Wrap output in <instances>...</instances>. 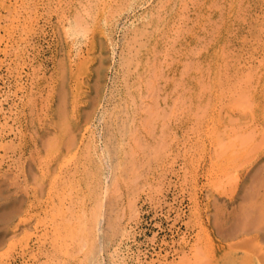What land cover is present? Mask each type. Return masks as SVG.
I'll list each match as a JSON object with an SVG mask.
<instances>
[{"label": "rangeland", "instance_id": "374dc122", "mask_svg": "<svg viewBox=\"0 0 264 264\" xmlns=\"http://www.w3.org/2000/svg\"><path fill=\"white\" fill-rule=\"evenodd\" d=\"M65 1L66 3H64ZM112 1L106 0L105 4V0H92L89 6L88 3L86 4V0H0V264H77V252H75V248L72 251L69 248L70 243L75 246L77 242L72 243L75 241L69 236L67 239L69 246L59 249L56 244L58 245L62 241L60 238H63L64 235H70L73 231L75 234L80 227L88 228L91 212L96 215L98 211L99 200L109 197H113L116 201L112 200L116 203L115 206V203L112 202V205L114 204L112 210L119 216L115 220L111 219L114 215L113 211L111 212V207L106 205L103 209L105 220L102 218V222L98 223L96 234L98 236L101 232L103 237L106 236L107 244H110L108 251L114 249L117 251L118 260L115 264H205L206 262V264L209 262L212 264L213 262H216L214 264H247L249 261H252L249 264H264V220L260 223L263 227L260 224L255 227L248 223L249 218H252L251 215L254 217L253 213L250 211L247 215L242 214L243 207H245V205L243 206L244 202L247 206L255 202L256 194L253 193L259 195L258 193L262 192V196L259 195V197L264 196V0H200V3L199 0H183V3L182 0H180L181 2L169 0L166 9L159 12L161 16L159 20L155 19L156 15L151 13L157 10V5L166 3L165 0H161V2L160 0ZM209 3L215 8L214 6L211 8ZM237 4L239 5L237 6ZM77 5L82 6L78 8ZM86 5L93 9L89 12L93 11V14H96L95 18L93 14L91 17V14L87 13ZM109 9L110 11H108ZM111 11L115 12L111 14ZM106 12L108 13L106 14ZM79 15H86L83 18L86 25L81 20V23L79 22ZM173 21L174 24H172ZM79 23L80 25L83 23L81 27L78 26ZM160 25H163L162 28ZM210 37L211 39H209ZM138 41L139 45H137ZM73 42L78 44L75 45ZM152 42L163 43L168 58L163 53L164 51L152 58V62L160 66L159 72L164 69L156 78H152L151 75L152 81L156 79L154 82L158 91L157 95L150 98L147 96L148 91L144 90L143 86L138 87L139 90H133L134 93L129 88L136 82L140 68L136 66H138L139 60H142L135 54L139 53L138 50L143 48L141 46L144 43L150 45ZM80 49L81 51H78ZM188 50L189 52H186ZM134 51L135 54H133ZM143 55L145 58L147 54ZM196 59L199 61L197 62ZM189 62L192 68H189ZM121 63L123 66L120 65ZM132 68L135 71H132ZM217 69L221 71L219 74L216 72ZM182 70H187V75ZM190 76L193 77L190 78ZM236 78L239 81H236ZM243 79H247V82ZM236 87L237 90L239 89L238 91L235 89ZM202 88L203 90H201ZM245 91L250 93V98ZM127 93L128 96H133L132 98L137 100V104L144 109L142 112L145 113L138 114L139 116L135 115L133 124L126 120L125 111L127 113L126 109L133 102L132 98H127ZM238 93L241 96H237ZM197 95L198 98L201 96V99H198L200 101L197 100ZM168 96L170 97L168 98ZM183 96L187 98L185 99ZM154 98L157 99L159 107L154 103ZM232 99L234 101H231ZM138 100L142 102L140 103ZM148 100L154 102L151 103ZM182 101L183 104H181ZM55 103L57 104L55 105ZM154 104L156 107L153 108L163 112L160 117L153 119L155 122L152 123L154 124L148 126L146 121L151 117L148 108ZM57 105L61 109H56ZM117 106L123 108L118 109ZM124 108L126 109L124 110ZM121 111L123 112L119 113ZM28 112L30 113L28 114ZM177 112L182 114L178 115ZM168 114H172V117ZM168 116L171 118L166 120ZM63 117L65 118L62 120ZM128 117L130 116L128 115ZM246 118L248 119L246 120ZM59 120L62 121L61 124ZM218 121L219 123H217ZM139 122L146 125L139 126ZM123 125H126L124 133L130 130L133 133L137 132L138 136L128 133L121 139L118 138L116 132L119 133V130H123ZM66 126L69 128L65 129ZM120 126L123 128L120 129ZM250 127L256 128L257 132L254 131L253 137L250 136L253 140L249 143V140L245 138L244 130ZM221 128L223 130H220ZM144 129L152 131L146 132ZM142 134L143 137H141ZM119 140H122L125 149L128 148L131 151L127 156H125V152L124 155L116 152ZM125 140L126 142H124ZM230 141L236 143L242 141V146L245 144L246 147V142H248L249 146L248 148L240 147L241 150L237 149L233 153L229 149ZM91 142L92 144H90ZM252 143L254 145H251ZM92 146L93 148H91ZM106 149L109 151L107 152ZM107 153L111 155L108 156ZM125 157L126 160L129 157L128 160L122 161ZM147 161L148 163H146ZM94 163H100L101 166ZM113 165L114 168L116 167L115 170ZM51 168H53V172ZM213 172L215 173L213 174ZM231 172H234L233 176ZM222 173L223 175H221ZM230 173L231 175H229ZM121 176L123 178H120ZM234 176L237 177L236 181ZM248 177L250 178L248 179ZM110 178L114 179L111 183ZM113 181L118 183V187H116L117 183ZM105 186L110 188L107 190L108 193H103ZM125 186L126 188H124ZM119 194H122V197ZM250 196H253L254 202L250 200L252 198ZM244 199H248V201ZM81 200L82 206L78 203ZM134 201L135 203H133ZM58 206H62L60 209L63 210H58ZM79 208L82 209L81 212ZM87 208L90 215L86 213ZM119 208L120 211L117 210ZM71 210L75 213L72 216ZM83 210L85 222L82 219ZM61 211L68 212L65 213L67 216ZM76 214L79 219L80 216L82 217L84 223L87 222L86 225L83 224L84 227L82 221L81 226L80 222L73 221L77 217ZM198 214L203 218L208 216V219L211 220L210 222L202 220L203 231L199 224L201 218L198 217ZM113 220L114 224L111 222ZM66 221L68 224L65 223ZM108 222L112 225H108ZM76 224L80 226L78 229ZM240 224H243L241 226L245 225L249 232L242 228L234 236L231 234L230 238H222L224 233L228 234L231 229L232 232L234 226H240ZM257 227H261L262 230L260 237H256V233L252 231ZM69 229L72 231L70 232ZM75 229L77 230L75 231ZM204 232L210 233L215 245L212 246L213 249L209 248L208 254L204 252L207 253V249L201 250L203 237L206 235ZM53 236L56 238L55 241L52 239ZM244 236L245 241L248 240L249 244H246L247 241H243ZM253 236L254 240L252 239V241L250 238ZM184 239L186 243L183 245L185 249L187 248L186 250L181 245ZM239 240L243 244L240 242L241 245H238ZM56 241L58 242L54 246ZM101 241L102 237L99 242ZM187 246L190 248L188 249ZM87 247L88 245L84 246L82 251H87ZM67 249L70 250L67 251ZM64 252L75 254H72L74 257L70 255L71 258H68L69 254L66 256ZM81 253L80 251L77 254L80 258H82ZM210 253H214L215 258H211L212 254L210 255ZM106 254L105 250L103 253L101 252L103 255L102 264H109ZM186 258L187 260H185ZM200 259H203L202 262Z\"/></svg>", "mask_w": 264, "mask_h": 264}, {"label": "bare ground", "instance_id": "6f19581e", "mask_svg": "<svg viewBox=\"0 0 264 264\" xmlns=\"http://www.w3.org/2000/svg\"><path fill=\"white\" fill-rule=\"evenodd\" d=\"M79 1V0H78ZM112 1V0H111ZM147 1V0H146ZM158 1V0H157ZM180 1V0H179ZM185 1V0H184ZM188 1V0H187ZM192 1V0H191ZM213 1V0H212ZM222 1V0H221ZM240 1V0H239ZM242 1V0H241ZM92 2V0H86V4L88 3V5L90 4ZM103 2V1H102ZM113 2V1H112ZM111 2V3H112ZM124 2V1H123ZM127 2V1H126ZM160 2H161V0H160ZM159 2V3H160ZM165 2L166 3H164L163 2V4H160L159 6L157 5V10L156 11H154L153 13H151V14H154V15H156V16H154L155 17V19H157V20H159L160 18H161V16L159 15V12L161 11V10H164V9H166V6H167V4H169V3H167V2H169V0H165ZM181 2V1H180ZM179 2V3H180ZM199 3H200V0L198 1ZM64 3H66V1L64 2ZM75 3H76V1H75ZM110 3V2H109ZM108 3V4H109ZM120 3V2H119ZM118 3V4H119ZM121 3H122V1H121ZM145 3V2H144ZM173 3V2H172ZM182 3H183V0H182ZM193 3H194V1H193ZM198 3V4H199ZM213 3H215V2H213ZM241 3V2H240ZM78 4V3H77ZM102 4V3H101ZM105 4H106V0H105ZM107 4V5H108ZM149 4V3H148ZM197 4V5H198ZM211 3H209L208 5H210ZM246 4V3H245ZM88 5H86V7H88L87 9H86V7H85V9L87 10V13H89V14H91V17H92V14H93V11H91V12H89V10H91L92 8L91 7H89ZM107 5H106V7H107ZM150 5V4H149ZM173 5V4H172ZM183 5V4H182ZM222 5V4H221ZM220 5V6H221ZM239 4H237V6H238ZM80 6H82V5H80ZM80 6L79 5H77V7L78 8H80ZM102 6V5H101ZM195 6V5H194ZM211 6V8H213V6L212 5H210ZM245 6V5H244ZM83 7H84V5H83ZM105 7V8H106ZM155 7V6H154ZM173 7H174V5H173ZM192 7V6H191ZM206 7H207V5H206ZM222 7V6H221ZM227 7V6H226ZM110 8V7H109ZM120 8V7H119ZM161 8V9H160ZM214 8H215V6H214ZM229 8V7H228ZM81 9H83V8H81ZM108 9V8H107ZM178 9V8H177ZM208 9H209V11H210V8H209V6H208ZM230 9V8H229ZM18 10V9H17ZM66 10V9H65ZM80 10V9H79ZM84 10V9H83ZM93 10V9H92ZM217 10V9H216ZM238 10V9H237ZM82 11V10H81ZM101 11H102V9H101ZM106 11V10H105ZM108 11H110V9L108 10ZM113 11V10H112ZM111 11V14H113L114 12H112ZM184 11V10H183ZM226 11H227V9H226ZM230 11H231V9H230ZM83 12V11H82ZM164 12V11H163ZM79 13V12H78ZM108 12H106V14H107ZM110 13V12H109ZM219 14H220V12H218ZM229 13V12H228ZM76 14H77V12H76ZM83 14V13H82ZM103 14V13H102ZM148 14H150V13H148ZM166 14V13H165ZM237 14V13H236ZM244 14V13H243ZM246 14V13H245ZM19 15H20V13H19ZM75 15V14H74ZM94 16V18H95V15L96 14H93ZM105 15V14H104ZM103 15V16H104ZM184 15V14H183ZM13 16V15H12ZM64 16V15H63ZM84 16L86 17V15H79V17H78V20H79V22H80V20L82 21V22H84V25H86L85 23V20L83 21V18H84ZM87 16H88V14H87ZM153 16V15H152ZM151 16V17H152ZM163 16H164V14H163ZM208 16V15H207ZM211 16V15H210ZM141 17H142V15H141ZM149 17H150V15H149ZM177 17H180V16H177ZM176 17V18H177ZM188 17V16H187ZM186 17V18H187ZM219 17V16H218ZM8 18V17H7ZM64 18V17H63ZM76 18V17H75ZM93 18V19H94ZM105 18V17H104ZM108 18V17H107ZM175 18V19H176ZM208 18V17H207ZM241 18V17H240ZM4 19V18H3ZM174 19V20H175ZM179 19V18H178ZM184 19V18H183ZM190 19V18H189ZM217 19V18H216ZM219 19V18H218ZM12 20V19H11ZM145 20V19H144ZM147 20V19H146ZM196 20V19H195ZM208 21H209V19H208ZM221 21V20H220ZM241 21H242V19H241ZM172 22V21H171ZM178 22V21H177ZM192 22H194V21H192ZM203 22V21H202ZM211 22H214V21H211ZM243 22V21H242ZM81 23V22H80ZM80 23L78 24V26L79 27H81L82 26V24L80 25ZM157 23V22H156ZM179 23V22H178ZM195 23H197V22H195ZM109 24V23H108ZM147 24V23H146ZM171 24V23H170ZM169 24V25H170ZM172 24H174V21H173V23ZM216 24V23H215ZM83 25V26H84ZM104 25V24H103ZM155 25V24H154ZM217 25H219V24H217ZM161 27L160 28H162V26L163 25H160ZM86 27V26H85ZM169 27V26H168ZM177 27V26H176ZM190 27V26H189ZM201 27V26H200ZM202 27H203V25H202ZM202 27H201V29H202ZM215 27H216V25H215ZM220 27V26H219ZM218 28V27H217ZM7 29V28H6ZM85 29V28H84ZM134 29V28H133ZM140 29V28H139ZM155 29H156V26H155ZM158 29H159V27H158ZM166 29H167V27H166ZM171 29V28H170ZM179 29V28H178ZM183 29V28H182ZM189 29V28H188ZM200 29V30H201ZM203 29H204V27H203ZM86 30V29H85ZM84 30V31H85ZM171 30H173V29H171ZM145 31H147V30H145ZM156 31V30H155ZM175 31V30H174ZM179 31V30H178ZM182 31V30H181ZM7 32V31H6ZM150 32V31H149ZM157 32V31H156ZM165 32V31H164ZM173 32V31H172ZM186 32V31H185ZM207 32V31H206ZM132 33V32H131ZM160 33V32H159ZM191 33V32H190ZM133 34V33H132ZM134 34H135V32H134ZM208 34H210V32H208ZM104 35V34H103ZM175 35H176V33H175ZM174 35V36H175ZM195 35V34H194ZM82 37H84V35H81ZM141 37H142V35H140ZM161 36H162V34H161ZM165 36H166V34H165ZM136 37V36H135ZM141 37H140V39H141ZM145 37V36H144ZM172 37V36H171ZM197 37V36H196ZM212 37V36H211ZM211 37L209 38V39H211ZM134 38V37H133ZM158 38V37H157ZM162 38V37H161ZM166 38V37H165ZM173 38V37H172ZM178 38V37H177ZM198 39H199V37H197ZM135 39V38H134ZM144 39V38H143ZM167 39H169V38H167ZM166 39V40H167ZM207 39V38H206ZM213 39V38H212ZM87 40V39H86ZM121 40V39H120ZM161 40H163V39H161ZM203 40V39H202ZM99 41V40H98ZM98 41H97V43H98ZM129 41H130V39H129ZM128 41V42H129ZM155 41V40H154ZM204 41V40H203ZM75 42H77V41H75ZM75 42H73V43H75ZM120 42V41H119ZM139 42V41H138ZM198 42V41H197ZM81 43V42H80ZM79 43V44H80ZM165 43V42H164ZM205 43V42H204ZM76 44H78V43H75V45ZM100 44V43H99ZM125 44H127V43H125ZM130 44V43H129ZM140 44V42L137 44V45H139ZM174 44V43H173ZM203 44V43H202ZM86 45V44H85ZM111 45V44H110ZM143 45V44H142ZM168 45V44H167ZM166 45V46H167ZM171 45V44H170ZM204 45V44H203ZM206 45V44H205ZM128 46V45H127ZM134 47V46H133ZM141 47H143V48H141V49H139L138 51H139V53H137V54H135V51L133 52V54H135V55H138L139 57H140V59H142V60H139L140 62H138L137 64H138V66H136V67H140L139 68V72H138V74H137V76H136V82H135V84L131 87V88H129L130 90H132V92L134 93V91L133 90H137L138 89V87H141V86H143L144 87V90H146V91H148L147 92V96L148 97H150V98H153L155 95H157V91H158V87L156 86V83L154 82L156 79H153V81H152V79H151V75H152V78L154 77V78H156L157 76H158V74L160 73V72H162L163 71V69H162V71H160L159 72V67L160 66H158L155 62H152L153 60H152V58H154V57H156L157 55H159V53H161L162 51H164L163 53H165V55H166V48H165V45H163V43H159V42H152V44H150V45H147V44H145L144 43V45L143 46H141ZM189 47V46H188ZM219 47H220V45H219ZM218 47V48H219ZM86 48V47H85ZM131 48V47H130ZM135 48V47H134ZM190 48V47H189ZM198 48V47H197ZM202 48V47H201ZM79 49V48H78ZM133 49V48H132ZM136 49V48H135ZM178 49V48H177ZM206 49V48H205ZM76 50V49H75ZM125 50V49H124ZM168 50V49H167ZM172 50V49H171ZM175 50V49H174ZM197 50V49H196ZM78 51H81V49L80 50H78ZM113 51V50H112ZM127 51V50H126ZM137 51V50H136ZM166 51V52H165ZM175 51H177V50H175ZM191 51V50H190ZM203 51V50H202ZM220 52H223V51H221V50H219ZM228 51V50H227ZM77 52V51H76ZM169 52H171V51H169ZM180 52H182V51H180ZM186 52H189V50L188 51H186ZM219 52V53H220ZM191 53V52H190ZM218 53V54H219ZM79 54V53H78ZM80 54H81V52H80ZM108 54V53H107ZM130 54V53H129ZM140 54V55H139ZM143 54H147L148 56H150V57H148L147 55V58H146V56H145V58H143L144 57V55ZM176 54H177V52H176ZM178 54H179V52H178ZM165 55H163V57H165ZM175 55V54H174ZM189 55H191V54H189ZM225 55H226V52H225ZM102 56V55H101ZM107 56V55H106ZM168 55H166V58H168L167 57ZM170 57H171V55H169ZM181 56V55H180ZM221 56H222V54H221ZM131 57V56H130ZM185 57V56H184ZM193 57H194V55H193ZM224 57V56H223ZM101 58V57H100ZM134 58H135V56H134ZM133 58V59H134ZM222 58V57H221ZM225 58V57H224ZM229 58V57H228ZM150 59V60H149ZM171 59V58H170ZM173 59V58H172ZM174 59H176V58H174ZM178 59V58H177ZM201 60V59H200ZM236 60V59H235ZM165 61V60H164ZM183 61H184V59H183ZM192 61V60H191ZM196 61L198 62L199 60H197L196 59ZM223 61H224V59H223ZM222 61V65H223V62ZM227 61H228V59H227ZM134 62V61H133ZM136 62H137V60H136ZM136 62H134L135 64H136ZM193 62V61H192ZM203 62V61H202ZM132 63V62H131ZM158 63V62H157ZM167 63V62H166ZM211 63V62H210ZM60 64V63H59ZM159 64V63H158ZM185 64V63H184ZM197 64H199V63H197ZM216 64V63H215ZM218 64H220V63H218ZM120 65H122V63L120 64ZM128 65V63L126 64V66ZM189 65H190V62H189ZM188 65V66H189ZM195 65V64H194ZM193 65V66H194ZM206 65V64H205ZM102 66H106V65H102ZM101 66V67H102ZM123 66V65H122ZM134 66V67H135ZM217 66V65H216ZM219 66V65H218ZM224 66V65H223ZM222 66V67H223ZM239 66V65H238ZM129 67V66H128ZM135 67V68H136ZM146 67V68H145ZM168 67V66H167ZM197 67V66H196ZM199 67V66H198ZM197 67V68H198ZM201 67V66H200ZM206 67V66H205ZM204 67V68H205ZM220 67V66H219ZM39 68V67H38ZM62 68V67H61ZM120 68V67H119ZM123 68V67H122ZM127 68V67H126ZM189 68H192L191 67V65H190V67ZM195 68V67H194ZM206 68H208V67H206ZM65 69V68H64ZM99 69V68H98ZM121 69V68H120ZM124 69V68H123ZM129 69V68H128ZM213 69V68H212ZM225 69V68H224ZM63 70V69H62ZM127 70V69H126ZM132 71L134 70L135 71V69L134 68H132L131 69ZM188 70V69H187ZM186 70V71H187ZM195 70H196V68H195ZM204 70V72H206L205 71V69H203ZM207 70V69H206ZM64 71V70H63ZM183 71V70H182ZM186 71H183V72H185V74H186ZM199 71H200V69H199ZM198 71V72H199ZM210 71V70H209ZM225 71H226V69H225ZM232 71V70H231ZM20 72V71H19ZM39 72V71H38ZM38 72H36V73H38ZM145 73V75H143L144 73ZM197 72V71H196ZM216 72H218V74L221 72L219 69H217V71ZM63 73V72H62ZM61 73V74H62ZM150 74V75H147V74ZM174 73V72H173ZM178 73H180V72H178ZM215 73V72H214ZM224 73H226V72H224ZM105 74V73H104ZM127 74V73H126ZM181 74V73H180ZM252 74V73H251ZM255 74V73H254ZM259 74V73H258ZM18 75V74H17ZM60 75V74H59ZM124 75V74H123ZM162 75V74H161ZM160 75V76H161ZM183 75V74H182ZM187 75V74H186ZM201 75H205V74H201ZM209 75V74H208ZM211 75V74H210ZM222 75V74H221ZM233 75V74H232ZM16 76V75H15ZM37 76V75H36ZM126 76V75H125ZM128 76V75H127ZM130 76V75H129ZM128 76V77H129ZM172 76V75H171ZM185 76V75H184ZM200 76V75H199ZM207 76V75H206ZM216 76V75H215ZM219 76V75H218ZM217 76V78H218V80H219V77ZM224 77H225V74L223 75ZM39 77V76H38ZM167 77V76H166ZM175 77V76H174ZM179 77V76H178ZM177 77V78H178ZM193 76H190V78H192ZM198 77V76H197ZM244 77V76H243ZM247 77V76H246ZM169 78V77H168ZM172 78V77H171ZM181 78V77H180ZM205 79H206V77H204ZM203 78V79H204ZM216 78V77H215ZM227 78V77H226ZM225 78V79H226ZM229 78H231V79H233L232 77H229ZM228 78V79H229ZM258 78V77H257ZM35 79V78H34ZM162 79V78H161ZM196 79V78H195ZM203 79H201V80H203ZM222 79V78H221ZM224 79V80H225ZM18 80V79H17ZM97 80V79H96ZM163 80V79H162ZM174 80V79H173ZM198 80H199V77H198ZM200 80V81H201ZM209 80V79H208ZM227 80V79H226ZM241 80V79H240ZM244 80H246V82H247V79H243V81ZM178 81V80H177ZM180 81V80H179ZM206 81V80H205ZM211 81V80H210ZM216 81V80H215ZM236 81H239V80H237V78H236ZM242 81V82H243ZM182 82V81H181ZM184 82H185V80H184ZM207 82V81H206ZM217 82H221V81H217ZM224 82V81H223ZM245 82V83H246ZM249 83H250V80L248 81ZM258 82V81H257ZM167 83V82H166ZM174 83H175V80H174ZM208 83V82H207ZM212 83V82H211ZM213 83H215V82H213ZM229 83V82H228ZM236 83V82H235ZM244 83V82H243ZM248 83V84H249ZM19 84H20V82H19ZM163 84H164V82H163ZM198 84H199V82H198ZM45 85V84H44ZM43 85V86H44ZM125 85H126V83H125ZM205 85H206V83H205ZM216 85V84H215ZM220 85V84H219ZM230 85H231V83H230ZM21 86V85H20ZM99 86V85H98ZM128 86V85H127ZM160 86V85H159ZM199 86V85H198ZM203 86V85H202ZM208 86H209V84H208ZM212 86H213V84H212ZM211 86V87H212ZM228 86V85H227ZM251 86V85H250ZM59 87V86H58ZM62 87H63V85H62ZM201 87V86H200ZM204 87V86H203ZM210 87V86H209ZM216 87V86H215ZM235 87V86H234ZM245 87H246V85H245ZM256 87V86H255ZM187 88V87H186ZM199 88V87H198ZM206 88V87H205ZM240 88V87H239ZM59 89V88H58ZM64 89V88H63ZM128 89V90H129ZM160 89V88H159ZM172 89V88H171ZM184 89V88H183ZM188 89H189V87H188ZM223 89V88H222ZM227 89V88H226ZM236 90H237V87L235 88ZM247 89V88H246ZM252 89V88H251ZM65 90V89H64ZM124 90H125V88H124ZM139 90V89H138ZM173 90H175L174 88H173ZM190 90V89H189ZM201 90H203V88L201 89ZM207 90V89H206ZM205 90V91H206ZM239 90V89H238ZM237 90V91H238ZM241 90V89H240ZM152 91H153V93H152ZM170 91V90H169ZM192 91V90H191ZM198 91H199V89H198ZM220 91H221V89H220ZM233 91V90H232ZM231 91V92H232ZM235 91V90H234ZM233 91V92H234ZM247 91V90H246ZM245 91V93H247ZM38 92V91H37ZM58 92V91H57ZM127 92H129V91H127ZM138 92V91H137ZM143 92V91H142ZM156 92V93H155ZM161 92V91H160ZM173 92V91H172ZM184 92V91H183ZM183 92H181V93H183ZM190 92V91H189ZM204 92V91H203ZM203 92H201V93H203ZM223 92V91H222ZM41 93V92H40ZM139 93V92H138ZM152 93V94H151ZM177 93H179V92H177ZM196 93H198L199 94V92H196ZM227 93V92H226ZM237 93V92H236ZM244 93V94H245ZM60 94H62L61 92H60ZM63 94H64V92H63ZM145 94V93H144ZM172 94V93H171ZM171 94H169V95H171ZM180 94V93H179ZM188 94H190V93H188ZM207 94H209L208 92H207ZM215 94V93H214ZM247 94H249V97L248 98H250V93H247ZM34 95V94H33ZM98 95V94H97ZM154 95V96H153ZM210 95V94H209ZM223 95H224V93H223ZM227 95V94H226ZM239 95V93L237 94V96ZM252 95V94H251ZM96 96V95H95ZM132 96V95H131ZM139 96H140V94H139ZM139 96H138V98H139ZM164 96V95H163ZM162 96V97H163ZM187 96V95H186ZM203 96V95H202ZM212 96V95H211ZM215 96V95H214ZM220 96V95H219ZM236 96V95H235ZM239 96H241V95H239ZM42 97V96H41ZM65 97V96H64ZM125 97V96H124ZM129 97L130 96H128V93H127V98L129 99ZM133 97V96H132ZM132 97H130V98H132ZM170 96H168V98H169ZM173 97H176V96H173ZM172 97V98H173ZM184 97V96H183ZM208 97V96H207ZM206 97V99H208ZM40 98V97H39ZM66 98V97H65ZM126 98V97H125ZM150 98H149V100H150ZM177 98V97H176ZM175 98V99H176ZM182 98V97H181ZM185 98V97H184ZM187 98V97H186ZM185 98V99H186ZM45 99V98H44ZM74 99V98H73ZM165 99H166V96H165ZM165 99H164V101H163V103L165 102ZM178 99V98H177ZM185 99H184V101H185ZM190 99V98H189ZM198 99H201V96H200V98H198V95H197V100ZM219 99V98H218ZM237 99H238V97H237ZM41 100V99H40ZM43 100V99H42ZM76 100V99H75ZM91 100V99H90ZM89 100V101H90ZM132 101V103L128 106V108L126 109V108H124V110L126 109L127 110V113H126V111H125V114L127 115L126 116V120H129V122H131L132 124H133V121H135V115H141V113H143L144 111V109H142L141 108V106L139 107V105L137 104V100L135 99V98H132L131 99ZM147 100V99H146ZM148 100V101H149ZM154 101V103L155 104H157V99L156 98H154L153 99ZM161 100V99H160ZM163 100V99H162ZM170 100H171V98H170ZM96 101V100H95ZM126 101V100H125ZM130 101V100H129ZM145 101V100H144ZM191 101V100H190ZM190 101H188V102H190ZM198 101H200V100H198ZM231 101H234L233 99L231 100ZM237 101V100H236ZM35 102V101H34ZM64 102H65V99H64ZM91 102V101H90ZM94 102V101H93ZM136 102V103H135ZM138 102H140L139 100H138ZM142 102V101H141ZM140 102V103H141ZM149 102H151V101H149ZM153 102H151V103H153ZM260 102H262V101H260ZM59 103V102H58ZM126 103V102H125ZM139 103V104H140ZM144 103V102H143ZM147 103V102H146ZM171 103H172V100H171ZM184 102L182 101V103L181 104H183ZM198 103V102H197ZM208 103V102H207ZM211 103V102H210ZM219 103V102H218ZM45 104V103H44ZM47 104V103H46ZM57 103H55V105H56ZM119 104V103H118ZM124 104V103H123ZM155 104L154 105H152V107L150 106V108H148V113L151 115V117L149 118V120L148 121H146V124H148V126H151L152 124H154V123H152L154 120V118L155 117H160V114L163 112H160V110L158 109L157 110V108L155 109V108H153L154 106H155ZM204 104V103H203ZM216 104V103H215ZM62 105V104H61ZM64 105H65V103H64ZM94 105V104H93ZM143 105V104H142ZM158 105V104H157ZM164 105V104H163ZM177 105H178V103H177ZM180 105V104H179ZM187 105V104H186ZM211 105V104H210ZM213 105V104H212ZM230 105V104H229ZM31 106V105H30ZM34 106V105H33ZM42 106V105H41ZM76 106V105H75ZM121 106H124V107H126L125 105H121ZM164 106H166V104L164 105ZM188 106H189V103H188ZM192 106V105H191ZM45 107H46V105H45ZM65 107V106H64ZM93 107V106H92ZM91 107V108H92ZM118 107V109H120V108H123V107H119V106H117ZM144 107V106H143ZM156 107V106H155ZM158 107H159V105H158ZM177 107V106H176ZM180 107V106H179ZM232 107H233V105H232ZM35 109H36V107H34ZM58 108H60L59 107V105H57L56 106V109H58ZM63 108V107H62ZM162 108H163V106H162ZM167 109H168V107H166ZM169 108H171V107H169ZM189 108H190V106H189ZM222 108V107H221ZM230 108V107H229ZM17 109V108H16ZM32 109V108H31ZM40 109V108H39ZM46 109V108H45ZM61 109V108H60ZM63 109H65V108H63ZM112 109V108H111ZM114 109V108H113ZM172 109H173V107H172ZM251 109V108H250ZM264 109V108H263ZM18 110V109H17ZM42 110V109H41ZM59 110V109H58ZM57 110V111H58ZM85 110H88V109H85ZM122 110V109H121ZM164 110V109H163ZM169 110V109H168ZM171 110V109H170ZM175 110V109H174ZM177 110L179 111V108H177ZM177 110H175V111H177ZM195 110V109H194ZM212 110V109H211ZM222 110V109H221ZM31 111V110H30ZM36 111V110H35ZM44 111V110H43ZM119 111V110H118ZM143 111V112H142ZM229 111H230V109H229ZM246 111V110H245ZM58 112H60V111H58ZM65 112V111H64ZM87 112V111H86ZM123 111H121V112H119V113H122ZM169 112V111H168ZM181 112H184V111H181ZM180 112V113H181ZM188 112V111H187ZM220 112V111H219ZM240 112V111H239ZM30 112H28V114H29ZM37 113V112H36ZM83 113V112H82ZM110 113V112H109ZM172 113H174V112H172ZM176 113V112H175ZM179 113V114H180ZM210 113V112H209ZM44 114V113H43ZM46 114V113H45ZM65 114V113H64ZM143 114H145V113H143ZM177 114H178V112H177ZM178 114V115H179ZM182 114V113H181ZM187 114V113H186ZM217 114V113H216ZM57 115V114H56ZM59 115H60V113H59ZM85 115V114H84ZM109 115V114H108ZM114 115V114H113ZM118 115V114H117ZM128 115L130 116V117H128ZM138 115V116H139ZM168 115H170V114H168ZM172 115V114H171ZM170 115V116H171ZM191 115V114H190ZM202 115V114H201ZM220 115V114H219ZM36 116V115H35ZM64 116V115H63ZM89 116H90V114H89ZM182 116V115H181ZM181 116H179V117H181ZM187 116V115H186ZM199 116V115H198ZM197 116V117H198ZM210 116V115H209ZM229 116V115H228ZM232 116V115H231ZM34 117V116H33ZM57 117V116H56ZM61 117V116H60ZM59 117V118H60ZM109 117V116H108ZM127 117H128V119H127ZM143 117V116H142ZM148 117V116H147ZM147 117H145V118H147ZM172 117V116H171ZM170 117V118H171ZM176 117V116H175ZM178 117V116H177ZM192 117V116H191ZM202 117V116H201ZM248 117V116H247ZM29 118V117H28ZM58 118V117H57ZM65 117H63L62 118V120L64 119ZM84 118V117H83ZM124 118V117H123ZM168 118H169V116L167 117V119L166 120H168ZM169 118V119H170ZM212 118V117H211ZM210 118V119H211ZM229 118V117H228ZM234 118V117H233ZM14 119V118H13ZM40 119V118H39ZM119 119V118H118ZM138 119H139V117H138ZM161 119V118H160ZM239 119V118H238ZM248 118H246V120H247ZM25 120V119H24ZM23 120V121H24ZM83 120V119H82ZM117 120V119H116ZM123 120H125V119H123ZM137 120V119H136ZM140 120V119H139ZM229 120V119H228ZM233 120H235V118L233 119ZM232 120V121H233ZM246 120H244V121H246ZM60 121V120H59ZM86 121H87V119H86ZM114 121H115V119H114ZM121 121V120H120ZM138 121V120H137ZM137 121H136V123H137ZM161 121V120H160ZM61 122L62 121H60V124H61ZM119 122V121H118ZM125 122V121H124ZM155 122V121H154ZM156 122H157V119H156ZM166 122V121H165ZM169 122V121H168ZM231 122V121H230ZM252 122V121H251ZM40 123V122H39ZM84 123V122H83ZM127 123V122H126ZM126 123H124V124H126ZM130 123V124H131ZM136 123H135V126H136ZM140 123V122H139ZM138 123V124H139ZM163 123H164V121H163ZM217 123H219V121L217 122ZM226 123H228V122H226ZM233 123V122H232ZM264 123V122H263ZM23 124V123H22ZM113 124H115V122H113ZM123 124V123H122ZM128 124V123H127ZM145 124V125H146ZM166 124V123H165ZM169 124V123H168ZM250 124V123H249ZM248 124V125H249ZM144 125V123H143V125H142V123H140L139 124V126H145ZM256 125V124H255ZM124 126V125H123ZM126 126V125H125ZM125 126H124V128H123V130H119V133L118 132H116L117 133V135H118V138H122V136H125V135H127L128 133H129V135L130 134H132L133 133V131H127V132H125L124 133V129H125ZM128 126V125H127ZM161 126V125H160ZM212 126H214V125H212ZM229 126V125H228ZM245 126V125H244ZM254 126V125H253ZM154 127H155V125H154ZM163 127H165V126H163ZM163 127H161V128H163ZM167 127V126H166ZM206 127V126H205ZM209 127H211V126H209ZM232 127V126H231ZM66 128H69V126H66L65 127V129ZM78 128V127H77ZM110 128H112L111 126H110ZM109 128V129H110ZM121 128V126H120V129H122ZM132 128V127H131ZM134 128V127H133ZM145 128V127H144ZM158 128H159V126H158ZM141 129V128H140ZM151 129H152V127H151ZM151 129H144L146 132L148 131V132H150V131H152ZM208 129V128H207ZM240 129V128H239ZM243 129V128H242ZM264 129V128H263ZM263 129H261V130H263ZM17 130V129H16ZM70 130V129H69ZM77 130V129H76ZM117 130H118V128H117ZM133 130V129H132ZM135 130H138V128H135ZM159 130V129H158ZM205 130V129H204ZM220 130H223L222 128L220 129ZM230 130V129H229ZM258 130H259V128H258ZM51 131V130H50ZM66 131V130H65ZM71 131V130H70ZM126 131V130H125ZM154 131V130H153ZM191 131H192V129H191ZM201 131V130H200ZM227 131V130H226ZM232 131V130H231ZM245 132H246V134H245V132H244V134H245V138H247L248 140H249V143H250V141L251 140H253V134H254V131H256V128H254V127H250V128H248V129H245L244 130ZM264 131V130H263ZM35 132V131H34ZM52 132V131H51ZM68 132V131H67ZM78 132V131H77ZM144 132V131H143ZM159 132V131H158ZM224 132V131H223ZM257 132V131H256ZM30 133V132H29ZM161 133H163V132H161ZM174 133V132H173ZM217 133V132H216ZM222 133V132H221ZM220 133V134H221ZM225 133V132H224ZM232 133V132H231ZM108 134V133H107ZM135 134V136L137 135L138 136V134H137V132H135V133H133V135ZM139 134H141V132H139ZM205 134V133H204ZM229 134V133H228ZM235 134V133H234ZM23 135V134H22ZM29 135V134H28ZM113 135V134H112ZM207 135V134H206ZM215 135V134H214ZM242 135V134H241ZM259 135V134H258ZM32 136V135H31ZM49 136V135H48ZM51 136H52V134H51ZM67 136V135H66ZM110 136V135H109ZM108 136V137H109ZM132 136V135H131ZM134 136V137H135ZM148 136H149V134H148ZM236 136V135H235ZM250 136H252V137H250ZM262 136V135H261ZM22 137V136H21ZM41 137V136H40ZM128 137V136H127ZM141 137H143V134H142V136ZM48 138H50V136L48 137ZM47 138V139H48ZM52 138V137H51ZM107 138V137H106ZM111 138V137H110ZM113 138V137H112ZM129 138V137H128ZM127 138V139H128ZM133 138V137H132ZM46 139V140H47ZM54 139H56L55 137H54ZM135 139H136V137H135ZM175 139V138H174ZM235 139V138H234ZM240 139V138H239ZM259 139V138H258ZM51 140V139H50ZM103 140V139H102ZM134 140V139H133ZM162 140V139H161ZM172 140V139H171ZM232 140V139H231ZM242 140V139H241ZM40 141V140H39ZM42 141V140H41ZM68 141V140H67ZM75 141V140H74ZM122 140H119L118 141V148H117V153L118 154H123L124 155V152L126 153V155L125 156H127V154L129 153V152H131L128 148V150L127 149H125V145L121 142ZM138 141V140H137ZM137 141H135L136 142V144H137ZM141 141V140H140ZM169 141V140H168ZM215 141V140H214ZM236 141V140H235ZM243 141V140H242ZM240 142V143H236V142H234V141H230V143H231V145H230V148L229 149H231L232 151H233V153L234 152H236L235 150H241V149H239L240 147H242L243 148V146L244 147H246L245 146V144L242 146V144H243V142ZM20 142V141H19ZM18 142V143H19ZM53 142H54V140H53ZM70 142V141H69ZM89 142V141H88ZM93 142V141H92ZM92 142L90 143V144H92ZM114 142V141H113ZM124 142H126V140L124 141ZM131 142H133V141H131ZM139 142V141H138ZM157 142V141H156ZM162 142V141H161ZM254 142H257V141H254ZM253 142V143H254ZM41 143V142H40ZM67 143V142H66ZM112 143V142H111ZM127 143H128V141H127ZM146 143V142H145ZM158 143V142H157ZM215 143V142H214ZM226 143V142H225ZM247 143V147L246 148H248V146H249V143L248 142H246ZM251 144V145H254V144ZM34 144V143H33ZM69 144V143H68ZM88 144V143H87ZM129 144V143H128ZM132 145L134 144V143H131ZM139 144V143H138ZM140 144H141V142H140ZM149 144V143H148ZM66 145V144H65ZM93 145H94V142H93ZM108 145V144H107ZM110 145H112V144H110ZM146 145V144H145ZM48 146H50V145H48ZM51 146H53L54 147V145H51ZM128 146H130V145H128ZM137 146V145H136ZM214 146V145H213ZM226 146V145H225ZM33 147H34V145H33ZM90 147V146H89ZM126 147H127V145H126ZM134 147V146H133ZM227 147H228V145H227ZM226 147V148H227ZM45 148H48V147H45ZM91 148H93V146L91 147ZM94 148H95V146H94ZM109 147L107 146V149H108ZM130 148H132V147H130ZM140 148V147H139ZM216 148V147H215ZM251 148H253V147H251ZM256 148V147H255ZM259 148V147H258ZM34 149V148H33ZM65 149V148H64ZM70 149V148H69ZM89 149V148H88ZM106 149V150H107ZM133 149V148H132ZM135 149V148H134ZM151 149H153V148H151ZM224 149V148H223ZM44 150V149H43ZM145 150V149H144ZM143 150V151H144ZM150 150V149H149ZM220 150V149H219ZM227 150H228V148H227ZM31 151V150H30ZM109 150H107V152H108ZM88 152V151H87ZM93 152H94V150H93ZM100 152H101V150H100ZM135 152V151H134ZM137 152V151H136ZM139 153H140V151H138ZM151 152V151H150ZM154 152V151H153ZM218 152V151H217ZM222 152V151H221ZM223 152H225V150H223ZM222 152V154H224ZM231 152V151H230ZM246 152V151H245ZM148 153V152H147ZM238 153V152H237ZM241 153V152H240ZM247 153V152H246ZM37 154V153H36ZM108 154V153H107ZM106 154V155H107ZM110 154V153H109ZM109 154H108V156H109ZM134 154V153H133ZM141 154V153H140ZM139 154V155H140ZM145 154V153H144ZM149 154V153H148ZM147 154V155H148ZM218 154V153H217ZM221 154V153H220ZM230 154V153H229ZM94 155H95V153H94ZM105 155V154H104ZM111 155V154H110ZM232 155V154H231ZM238 155V154H237ZM245 155V154H244ZM33 156V155H32ZM96 156V155H95ZM118 156V155H117ZM133 156V155H132ZM143 156V155H142ZM216 156V155H215ZM214 156V157H215ZM222 156V155H221ZM35 157V156H34ZM85 157V156H84ZM105 157H107V156H105ZM114 157V156H113ZM62 158V157H61ZM98 158V157H97ZM108 158H110V157H108ZM129 158V157H128ZM128 158H127V160H128ZM133 158V157H132ZM137 158V157H136ZM150 158V157H149ZM152 158V157H151ZM219 158V157H218ZM218 158H215V159H218ZM238 158H239V156H238ZM100 159V158H99ZM126 160V157L125 158H123L122 159V161L123 160ZM131 159V158H130ZM145 159V158H144ZM33 160V159H32ZM44 160V159H43ZM92 160V159H91ZM90 160V161H91ZM105 160H107V159H105ZM109 160V159H108ZM126 160V161H127ZM143 160V159H142ZM226 160V159H225ZM229 160V159H228ZM34 161V160H33ZM48 161V160H47ZM93 162H94V160H92ZM103 161V160H102ZM145 161V160H144ZM224 161V160H223ZM46 162V161H45ZM57 162V161H56ZM92 162V163H93ZM115 162V161H114ZM137 162V161H136ZM264 162V161H263ZM262 162V163H263ZM39 163V162H38ZM42 163V162H41ZM95 163H96V161H95ZM94 163V164H95ZM118 163V162H117ZM121 163V162H120ZM126 164H127V162H125ZM129 163V162H128ZM140 163V162H139ZM139 163H137V164H139ZM146 163H148V161L146 162ZM221 163V162H220ZM227 163V162H226ZM34 164V163H33ZM47 164V163H46ZM98 164V163H97ZM97 164H95V165H97ZM115 164V163H114ZM119 164V163H118ZM136 164V165H137ZM39 165V164H38ZM98 165H100V163L98 164ZM116 165V164H115ZM133 165V164H132ZM228 165V164H227ZM101 166V165H100ZM99 166V167H100ZM109 166V165H108ZM120 166H121V164H120ZM53 167V166H52ZM139 167V166H138ZM141 167V166H140ZM148 167H149V165H148ZM147 167V168H148ZM213 167V166H212ZM261 167V166H260ZM113 168H114V165H113ZM117 168H119V166L117 165ZM130 168V167H129ZM133 168V167H132ZM221 168V167H220ZM52 169V172H53V168H51ZM93 169V168H92ZM96 169V168H95ZM116 169V167L114 168V170ZM123 169H124V167H123ZM44 170V169H43ZM46 170V169H45ZM111 170V169H110ZM113 170V171H114ZM121 170H122V167H121ZM127 170V169H126ZM130 170V169H129ZM117 171V170H116ZM213 171V170H212ZM234 171H236V170H234ZM258 171H260V170H258ZM32 172V171H31ZM62 172V171H61ZM88 172V171H87ZM129 172V171H128ZM207 172V171H206ZM237 172V171H236ZM264 172V171H263ZM47 173V172H46ZM69 173V172H68ZM94 173H96V172H94ZM131 173V172H130ZM130 173H128V174H130ZM215 172H213V174H214ZM232 173V176H233V173L234 172H231ZM231 173L229 174V175H231ZM247 173V172H246ZM35 174V173H34ZM53 174V173H52ZM107 174V173H106ZM125 174H127V173H125ZM207 174V173H206ZM211 174V173H210ZM245 174V173H244ZM243 174V175H244ZM248 174H250L249 172H248ZM248 174H247V176H248ZM259 174V173H258ZM42 175V174H41ZM44 175V174H43ZM130 175H132V174H130ZM129 175V176H130ZM221 175H223V173L221 174ZM229 175H228V177H229ZM31 176V175H30ZM34 176V175H33ZM57 176V175H56ZM116 176V175H115ZM124 176V175H123ZM123 176H121L120 178H123ZM125 176H127V175H125ZM138 176H140V175H138ZM142 176V175H141ZM264 176V175H263ZM67 177V176H66ZM91 177V176H90ZM97 177H98V175H97ZM118 177V176H117ZM132 177V176H131ZM206 177V176H205ZM211 177V176H210ZM216 177H218V176H216ZM227 177V178H228ZM106 178V177H105ZM105 178H104V180H105ZM112 178V177H111ZM110 178V179H111ZM230 178V177H229ZM233 178V177H232ZM234 178H235V181H236V178L237 177H235L234 176ZM233 178V179H234ZM246 178V177H245ZM250 177H248V179H249ZM34 179V178H33ZM36 179V178H35ZM34 179V180H35ZM53 179V178H52ZM63 179V178H62ZM109 179V180H110ZM134 179H136V178H134ZM209 179V178H208ZM231 179V178H230ZM32 180V179H31ZM101 180V179H100ZM112 180H114V179H111V181H110V183L112 182ZM137 180V179H136ZM225 180V179H224ZM259 180V179H258ZM55 181V180H54ZM60 181V180H59ZM122 181V180H121ZM125 181V180H124ZM128 181V180H127ZM209 181V180H208ZM254 181V180H253ZM263 181V180H262ZM262 181H261V183H262ZM113 182H115V181H113ZM130 182V181H129ZM217 182H220V181H217ZM216 182V183H217ZM249 182V181H248ZM260 182V181H259ZM55 183V182H54ZM59 183V182H58ZM73 183V182H72ZM115 183H117V182H115ZM123 183V182H122ZM131 183V182H130ZM208 183V182H207ZM211 183V182H210ZM250 183V182H249ZM252 183V182H251ZM60 184V183H59ZM96 184V183H95ZM121 184V183H120ZM133 184V183H132ZM219 184V183H218ZM243 184V183H242ZM72 185V184H71ZM125 185V184H124ZM216 185V184H215ZM247 185V184H246ZM245 185V186H246ZM249 185V184H248ZM51 186V185H50ZM61 186V185H60ZM59 186V187H60ZM99 186V185H98ZM197 186V185H196ZM261 186V185H260ZM54 187V186H53ZM72 187V186H71ZM96 187H97V185H96ZM95 187V188H96ZM100 187V186H99ZM99 187H98V190H100L99 189ZM114 187H115V184H114ZM116 187H118V183H117V186ZM251 187V186H250ZM17 188V187H16ZM52 188V187H51ZM77 188V187H76ZM103 188V187H102ZM124 188H126V186L124 187ZM124 188H122V189H124ZM130 188V187H129ZM56 189V188H55ZM110 188H107V186H105V188H103V193H106L107 192V190H109ZM118 189V188H117ZM140 189V188H139ZM258 189V188H257ZM262 189V188H261ZM52 190H54L53 188H52ZM114 190V189H113ZM128 190V189H127ZM137 190V189H136ZM244 190V189H243ZM248 190V189H247ZM55 191V190H54ZM111 191V190H110ZM120 191V190H119ZM125 191V190H124ZM245 191V190H244ZM255 191V190H254ZM100 192H101V190H100ZM121 192V191H120ZM126 192V191H125ZM96 193H97V191H96ZM108 193V192H107ZM129 193V192H128ZM244 193V192H243ZM112 194V193H111ZM125 194V193H124ZM131 194V193H130ZM133 194V193H132ZM246 194V193H245ZM251 194V193H250ZM253 194H256L257 195V193H253ZM260 196H262L261 194H262V192H261V194L260 193H258ZM14 195V194H13ZM98 195V194H97ZM114 195V194H113ZM120 195V194H119ZM118 195V196H119ZM122 195V194H121ZM120 195V196H121ZM206 195V194H205ZM244 195V194H243ZM255 195V202H254V198H253V196H250V197H252L250 200H252L254 203H251V204H249L248 206H247V204L244 202V204H243V206L245 205V207H243V210H242V214L243 215H247V214H249L250 213V211L253 213V215H254V217L251 215V217L252 218H249L250 219V221H248V223L251 225H253V226H255L256 227V225L257 224H260L261 223V221L262 220H264V196L263 197H259V195H257L256 196ZM264 195V194H263ZM102 196V195H101ZM111 196V195H110ZM126 196V195H125ZM128 196V195H127ZM133 196V195H132ZM236 195H234V197H235ZM239 196V195H238ZM108 197V196H107ZM114 197H115V195H114ZM122 197V196H121ZM230 197V196H229ZM233 197V198H234ZM249 197V198H250ZM256 197H259V199H256ZM116 198V197H115ZM212 198V197H211ZM231 198V197H230ZM236 198V197H235ZM241 198V197H240ZM245 198H247V196H245ZM80 199H81V197H80ZM93 199V198H92ZM119 199V198H118ZM117 199V200H118ZM132 199H134V198H132ZM218 199V198H217ZM220 199V198H219ZM82 200H83V198H82ZM82 200H81V202H79L78 201V203H80V206H82L81 205V203H82ZM95 200V199H94ZM93 200V201H94ZM98 200V199H97ZM112 200H114L113 199V197H109V198H107V199H103V198H101L100 200H99V203H98V211H97V213H96V215L94 214L93 215V212H91L92 214L90 215L89 213H88V208H90V207H88L87 208V214H89L90 215V221H89V227L86 229L84 226L87 224V222L86 223H84L85 222V220H84V217H85V212H84V210H83V212H82V214L84 215L83 216V218L81 217L82 216V214L81 213H79L80 215V219L82 218L83 220H84V222L82 221V219L80 220L79 218H78V215L76 214V218L75 217H71V218H75V220H73L74 222H80V226H81V221L83 222L82 223V226H83V224H85L83 227L84 228H82V227H80L79 225H77L76 226V228L78 229V227H80V229H75V231L77 230V232L74 234V231H73V233L72 234H70V235H67V236H65L64 235V237L63 238H60V239H62V241H60V243L57 245L56 244V247H58L59 246V249H61L63 246H69V244H68V241H67V239H69V236L72 238V240H74L75 242H73L72 241V243H76L77 242V245L75 244V246L73 245V244H71L70 243V246H69V248H71V251L72 250H74L73 248H75V252H77V254L81 251L82 253V258H80V257H78V255L76 254V256H77V258H78V260H77V264H102V257H103V255H101V252L103 253V251L105 250L106 252H107V254H106V258H107V260H108V263L109 264H115L116 263V261L118 260L117 258V251H115V249L112 251H108V246H110V244H107V240H106V236L104 235V237L102 236V233H101V236L98 234V236H100L99 238H98V236H97V234H96V231H97V225H98V223L101 221V219L104 217V213H103V209L106 207V205H108L109 207H111V212L113 211V213L112 214H114L112 217H111V219L113 218L114 220L115 219H117L118 218V216H117V212H114V210H112L113 209V205H112ZM126 200V199H125ZM232 200V199H231ZM245 200V199H244ZM247 201H248V199H246ZM245 200V201H246ZM249 200V201H250ZM115 201V200H114ZM214 201V200H213ZM222 201V200H221ZM251 201V202H252ZM116 202V201H115ZM115 202H113V203H115ZM130 202V201H129ZM210 202V201H209ZM72 203V202H71ZM70 203V204H71ZM77 203V202H76ZM77 203V204H78ZM120 203V202H119ZM133 203H135V201L133 202ZM223 203H225V202H223ZM222 203V204H223ZM77 204H75V205H77ZM126 204V203H125ZM129 203L127 202V205H128ZM230 204V203H229ZM254 204V205H253ZM73 205V204H72ZM93 205V204H92ZM96 205V204H95ZM134 205V204H133ZM227 205H228V203H227ZM115 206H116V203H115ZM224 206H226V205H224ZM228 206H230V205H228ZM232 206V205H231ZM234 206V205H233ZM62 206H58V210L61 208ZM75 207H77V206H75ZM84 207V206H83ZM92 207V206H91ZM97 207V206H96ZM95 207V208H96ZM108 207V208H109ZM207 207V206H206ZM205 207V208H206ZM213 207H215V206H213ZM57 208V207H56ZM64 208V207H63ZM80 208H82V207H80ZM79 208V209H80ZM226 209L228 208V207H225ZM231 208V207H230ZM29 209V208H28ZM69 209H71V208H69ZM76 209V208H75ZM91 209H93V207L91 208ZM91 209H90V211H91ZM122 209V208H121ZM126 209H127V206H126ZM57 210V211H58ZM60 210H63V209H60ZM73 210V209H72ZM71 210V211H72ZM76 210H78V209H76ZM107 210V209H106ZM117 210H119L120 211V208L119 209H117ZM64 211H66V210H64ZM62 212L64 215H65V213H68V212ZM70 211V212H71ZM75 211V210H74ZM82 211V209H80V212ZM94 211V210H93ZM109 211V210H108ZM127 211H128V209H127ZM196 211V210H195ZM215 211V210H214ZM221 211V210H220ZM95 212V211H94ZM199 212V211H198ZM121 213V212H120ZM123 213V212H122ZM220 213H222V212H220ZM61 214V213H60ZM63 214H62V216H63ZM72 214H75V213H73V211H72V213H71V216H72ZM110 214V213H109ZM69 215V214H68ZM106 215V214H105ZM223 215V214H222ZM221 215V216H222ZM232 215V214H231ZM65 216H67V215H65ZM75 216V215H74ZM122 216H123V214H122ZM220 216V217H221ZM198 217L199 218H201V219H199L201 222L199 223L200 224V227L202 228V227H204V223H203V219H205L206 220V222H210L211 220H209L208 218V216H206V218H203V216H201L200 214H198ZM68 218V217H67ZM106 218H107V216H106ZM123 218V217H122ZM222 218V217H221ZM87 219H88V216H87ZM104 219V218H103ZM109 219V218H108ZM110 219V220H111ZM211 219V218H210ZM216 219V218H215ZM72 220V219H71ZM78 220H80V221H78ZM105 220V219H104ZM114 220L113 221H111V222H113V224H114ZM216 220H218V219H216ZM73 221H72V223H73ZM88 221V220H87ZM214 220L212 219V222H213ZM219 221V220H218ZM239 221H241V220H239ZM102 222V221H101ZM106 222V221H105ZM119 223H120V221H118ZM199 222V221H198ZM243 222V221H242ZM65 223H67V221L65 222ZM116 223H117V221H116ZM116 223H115V225H116ZM264 223V222H263ZM63 224V223H62ZM68 224V223H67ZM70 224V223H69ZM112 225V223H109L108 222V225ZM247 224V223H246ZM110 225V226H111ZM117 225H118V223H117ZM202 225V226H201ZM212 225V224H211ZM241 225H243V224H240V226L239 225H237V226H234V229H233V231L231 232V230L228 232V234H226V233H224L223 234V237L222 238H225V239H227V238H230V235L232 234L233 236L237 233V232H239L240 231V229H242V228H245V229H247L246 231H248L249 232V229L244 225V226H241ZM261 226H262V224H260ZM55 226H57V225H55ZM59 226V225H58ZM73 226V225H72ZM88 226V225H87ZM109 226V227H110ZM114 226V225H113ZM113 226H112V228H113ZM214 226V225H213ZM217 226V225H216ZM248 226V225H247ZM64 227H66L65 225H64ZM68 227H70V226H68ZM263 227V226H262ZM54 228V227H53ZM71 228V227H70ZM74 228H75V226H74ZM115 228V227H114ZM264 228V227H263ZM63 229V228H62ZM99 229V228H98ZM101 229V228H100ZM252 229H253V227H252ZM256 230H252V231H254L255 233H256V237H260V235H261V233L262 232H260V231H262L261 230V227H257V228H255ZM60 230V229H59ZM80 230V231H79ZM108 230V229H107ZM171 230V229H170ZM199 230V229H198ZM228 230H229V228H228ZM69 231H70V229H69ZM71 231H72V229H71ZM70 231V232H71ZM111 231V230H110ZM202 231H203V228H202ZM227 231V230H226ZM245 231V232H246ZM250 231H251V229H250ZM251 231V232H252ZM55 232V231H54ZM59 232V231H58ZM62 232V231H61ZM64 232V231H63ZM219 232V231H218ZM234 232V233H233ZM242 232V231H241ZM240 232V233H241ZM247 232V233H248ZM57 235H59L57 232H55ZM98 233V232H97ZM206 235L203 237V248L201 249V250H206L207 249V253H206V251H204L205 252V254H208L209 252H208V250H209V248H211L213 245H214V243L212 242V239H211V237H210V233H207V232H204ZM246 233V234H247ZM61 234H64V233H61ZM68 234V233H67ZM109 234V233H108ZM219 236V235H218ZM255 236V235H254ZM254 236L252 237V238H250V240H254ZM262 236V235H261ZM102 237V241L101 242H99V240H100V238ZM221 237V236H220ZM232 237V236H231ZM262 238V237H261ZM264 238V237H263ZM52 239H54V241H55V236H53L52 237ZM244 239V240H243ZM243 239H240L241 241L243 240L244 242H246V244H249L248 243V240H246L245 241V236L243 237ZM58 240V239H57ZM151 240V239H150ZM181 240V239H180ZM235 240V239H234ZM239 240V242H237L238 243V245L240 244L241 245V241ZM252 240V241H253ZM263 240V239H262ZM53 241V240H52ZM160 241H162V240H160ZM258 241V240H257ZM58 241H56V242H54V246H55V243H57ZM241 242V243H240ZM178 243V242H177ZM186 243V241H185V239L183 240V243H181V245H182V248H184V245L183 244H185ZM52 244V243H51ZM228 244V243H227ZM243 244V243H242ZM53 245V244H52ZM86 245H88V247H87V251H82L83 249V247L84 246H86ZM74 246V247H73ZM215 246V245H214ZM253 246V245H252ZM264 246V245H263ZM64 247V248H65ZM164 247V246H163ZM181 247V246H180ZM188 247V249L190 248L189 246H187ZM221 247V246H220ZM223 248H225V246H222ZM232 247V246H231ZM55 248V247H54ZM68 248V247H67ZM106 248H107V250H106ZM227 248V247H226ZM59 249H57V250H59ZM169 249V248H168ZM185 249V248H184ZM187 249V248H186ZM185 249V250H186ZM193 250H194V248H192ZM200 249V248H199ZM212 249H213V247H212ZM216 249V248H215ZM70 249H67V251H69ZM193 250H192V252H193ZM230 250V249H229ZM229 250H225L226 252H228ZM263 250V249H262ZM66 251V252H67ZM79 251V252H78ZM174 251V250H173ZM184 251V250H183ZM214 251V250H213ZM260 251V250H259ZM202 252V251H201ZM204 252H202V253H204ZM212 252V251H211ZM215 252V251H214ZM65 253V252H64ZM64 253H63V255H64ZM164 253H166V252H164ZM173 253V252H172ZM224 253V252H223ZM69 254V256H67ZM75 254V253H65V255L69 258L70 257V255L71 256H73V255ZM204 254V255H205ZM212 254V257L211 258H215V256H214V253H210V255ZM227 254V253H226ZM229 254V253H228ZM64 255V256H65ZM193 255V254H192ZM257 255V254H256ZM255 255V256H256ZM259 255V254H258ZM257 255V256H258ZM65 256V257H66ZM75 256V257H76ZM74 257V256H73ZM105 257V256H104ZM188 257H189V255H188ZM209 257V256H208ZM220 257V256H219ZM71 258V257H70ZM166 258V257H165ZM202 258V257H201ZM218 258V257H217ZM216 258V259H217ZM257 258V257H256ZM63 259V258H62ZM189 259V258H188ZM215 259V260H216ZM64 260V259H63ZM185 260H187V258L185 259ZM203 260V259H202ZM202 260L200 259V261L202 262ZM211 260V259H210ZM68 261V260H67ZM72 261V260H71ZM151 261V260H150ZM158 261V260H157ZM247 261V260H246ZM187 262H190V261H187ZM252 262V261H251ZM250 261L249 262H247V264H249V263H251ZM259 262V261H258ZM106 263V262H105ZM138 263V262H137ZM150 263V262H149ZM207 263V262H206ZM205 263V264H206ZM214 263H216V262H213V264ZM242 263H244V262H242ZM74 264H76V263H74ZM170 264V263H169ZM173 264V263H172ZM186 264V263H185ZM187 264H189V263H187ZM209 264H212V263H210L209 262ZM219 264V263H218Z\"/></svg>", "mask_w": 264, "mask_h": 264}]
</instances>
